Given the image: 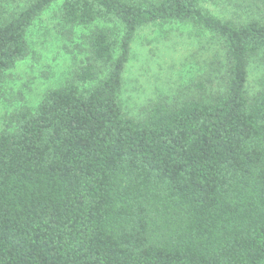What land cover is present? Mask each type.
Returning a JSON list of instances; mask_svg holds the SVG:
<instances>
[{
	"label": "trees",
	"instance_id": "1",
	"mask_svg": "<svg viewBox=\"0 0 264 264\" xmlns=\"http://www.w3.org/2000/svg\"><path fill=\"white\" fill-rule=\"evenodd\" d=\"M56 1L0 19V98ZM202 2L63 1L62 29H89L87 56L0 130V264H264V78L249 87L251 57L264 63V0L224 16ZM170 20L222 41L226 80L135 118L120 100L135 34ZM109 22L118 32L99 26Z\"/></svg>",
	"mask_w": 264,
	"mask_h": 264
},
{
	"label": "rangeland",
	"instance_id": "2",
	"mask_svg": "<svg viewBox=\"0 0 264 264\" xmlns=\"http://www.w3.org/2000/svg\"><path fill=\"white\" fill-rule=\"evenodd\" d=\"M30 1L0 0V19L17 14ZM63 1L54 2L35 20L28 33L31 53L5 78L0 98V130L5 129L11 113L23 106L36 107L47 90L58 87L85 62L87 48L80 36L89 29L76 26L70 36L62 29ZM230 1L203 0L202 4L224 16L234 11L236 0ZM99 26L116 28L118 32V25L111 22ZM249 74L252 93L264 78V63L257 56L250 59ZM226 75L223 43L209 31L192 22H154L135 34L120 100L128 115L141 118L152 102L180 99L186 91L214 93L222 87ZM198 82L204 84V90L195 86Z\"/></svg>",
	"mask_w": 264,
	"mask_h": 264
}]
</instances>
